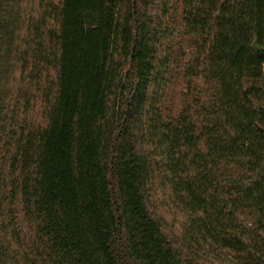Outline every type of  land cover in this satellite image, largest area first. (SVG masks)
<instances>
[{"label":"trees","instance_id":"obj_1","mask_svg":"<svg viewBox=\"0 0 264 264\" xmlns=\"http://www.w3.org/2000/svg\"><path fill=\"white\" fill-rule=\"evenodd\" d=\"M263 50L264 0H0V264H264Z\"/></svg>","mask_w":264,"mask_h":264},{"label":"rangeland","instance_id":"obj_2","mask_svg":"<svg viewBox=\"0 0 264 264\" xmlns=\"http://www.w3.org/2000/svg\"><path fill=\"white\" fill-rule=\"evenodd\" d=\"M17 224L27 238L29 244L35 246V232L21 209H16Z\"/></svg>","mask_w":264,"mask_h":264},{"label":"water","instance_id":"obj_3","mask_svg":"<svg viewBox=\"0 0 264 264\" xmlns=\"http://www.w3.org/2000/svg\"><path fill=\"white\" fill-rule=\"evenodd\" d=\"M262 57H263V60H264V50L262 51Z\"/></svg>","mask_w":264,"mask_h":264}]
</instances>
